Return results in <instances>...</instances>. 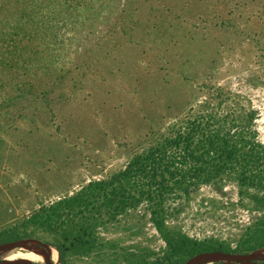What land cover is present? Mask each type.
<instances>
[{
	"label": "rangeland",
	"instance_id": "obj_1",
	"mask_svg": "<svg viewBox=\"0 0 264 264\" xmlns=\"http://www.w3.org/2000/svg\"><path fill=\"white\" fill-rule=\"evenodd\" d=\"M207 103L255 109L264 142V0H0V232L121 170ZM173 206L171 232L240 253L264 215L231 180ZM20 241L54 246L41 231ZM100 241L65 263L3 243L0 264H152L171 253L143 208Z\"/></svg>",
	"mask_w": 264,
	"mask_h": 264
},
{
	"label": "trees",
	"instance_id": "obj_2",
	"mask_svg": "<svg viewBox=\"0 0 264 264\" xmlns=\"http://www.w3.org/2000/svg\"><path fill=\"white\" fill-rule=\"evenodd\" d=\"M258 112L244 104H212L187 117L170 134L134 156L107 178L93 179L68 196L43 204L20 224L0 232V244L48 233L60 261L101 244L100 229L143 208L161 233L171 253L152 264H181L185 257L212 250L201 241L176 234L167 227L173 203L189 197L203 184L231 180L240 196L264 211V142L256 120ZM242 252L264 247V215L249 226Z\"/></svg>",
	"mask_w": 264,
	"mask_h": 264
},
{
	"label": "water",
	"instance_id": "obj_3",
	"mask_svg": "<svg viewBox=\"0 0 264 264\" xmlns=\"http://www.w3.org/2000/svg\"><path fill=\"white\" fill-rule=\"evenodd\" d=\"M20 241V240H18ZM17 242V241H15ZM11 243V242H9ZM225 261L237 264H264V257L257 255V250L252 252H228L222 250L203 251L190 257L188 260L181 264H199ZM2 264H36L32 260L15 259L4 260Z\"/></svg>",
	"mask_w": 264,
	"mask_h": 264
},
{
	"label": "bare ground",
	"instance_id": "obj_4",
	"mask_svg": "<svg viewBox=\"0 0 264 264\" xmlns=\"http://www.w3.org/2000/svg\"><path fill=\"white\" fill-rule=\"evenodd\" d=\"M15 249L24 257L35 259L38 262H45L51 258L57 260L59 251L56 247L51 245L41 246L39 243L31 241H17L14 243ZM22 251V252H21ZM258 254V251H257Z\"/></svg>",
	"mask_w": 264,
	"mask_h": 264
}]
</instances>
